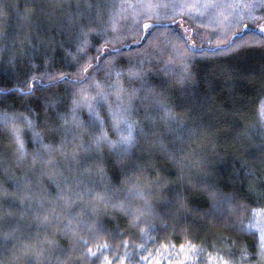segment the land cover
Wrapping results in <instances>:
<instances>
[{
  "label": "snow or ice",
  "instance_id": "snow-or-ice-1",
  "mask_svg": "<svg viewBox=\"0 0 264 264\" xmlns=\"http://www.w3.org/2000/svg\"><path fill=\"white\" fill-rule=\"evenodd\" d=\"M36 7L48 25L37 24L25 37L27 46L4 58L8 64L27 58L29 67L12 87H0V137L8 142L13 163L27 169L8 177L13 195L23 192L38 223L69 241L64 249L56 239L46 240L59 252L55 264H152L153 253L156 264H177L178 257V264H264V206H257L264 202V160L237 161L233 182L247 183L257 197L242 201L223 191L215 171L204 159L193 160L185 145L208 123L207 92L188 91L193 61L242 47L264 48V0L98 2L85 10L77 6L63 20L54 19L46 4ZM186 19L212 31L204 35L185 26ZM49 31L73 34L68 47L57 45L59 63L70 71L50 70L55 57L48 55L54 42ZM218 70L247 78V69ZM174 76L182 98L171 94ZM8 96H15L13 103ZM17 102L24 112L16 110ZM177 108L191 112V122L178 116ZM258 114L264 128V96ZM258 150L264 151V144ZM154 154L176 167L177 179L160 174ZM110 167L118 170V181ZM29 172L46 178L54 191L41 188L40 180L34 183ZM189 188L201 192L207 207L189 199ZM116 216L127 219L136 238L105 227L104 217ZM212 223L235 236L221 234L211 244L216 255L201 261L205 242L188 237ZM161 230L167 243L158 244L159 237L150 234ZM169 230L184 238L178 248L168 239ZM101 234L108 239L100 241ZM34 255H43V249Z\"/></svg>",
  "mask_w": 264,
  "mask_h": 264
},
{
  "label": "trees",
  "instance_id": "trees-1",
  "mask_svg": "<svg viewBox=\"0 0 264 264\" xmlns=\"http://www.w3.org/2000/svg\"><path fill=\"white\" fill-rule=\"evenodd\" d=\"M98 2L108 5L119 4L121 0H0V87H12L16 83V77L23 79V73L29 67L26 62L27 58L19 60L15 64H8L4 58L7 55H18L23 47L27 46L25 37L29 32L35 31L37 24L48 25V20L40 14L36 5L42 3L48 5L46 11L54 19L63 20L66 16L74 15L77 6L81 10H85L89 4L95 5ZM226 2H232V0H226ZM101 11L106 14L109 9L103 8ZM93 12L95 14V9ZM26 13L31 14L30 20ZM185 26H191L194 30L199 29L198 23L189 24L187 19ZM172 28L174 31H180L175 25ZM199 30L204 35H208L212 31L211 28ZM71 35L73 34L62 36L59 32L53 33L52 31L47 33L48 37L54 38L52 48L48 50V55L55 57V63L50 70L70 71L59 63L62 52L57 45L63 43L64 47H68ZM197 44H199V40H197ZM205 46L209 45H206L205 42ZM90 54H94V49ZM262 65H264V48L259 47H242L216 56L198 57L191 65L192 81L188 85L189 92L201 94L207 92L210 99L207 101L206 108L208 123L205 130L199 135L185 141L187 154L191 155L193 160L196 157L204 159L215 171V179L220 183L223 191L235 192L242 201L244 199L255 201L257 197L248 191L247 183L233 182L234 169L240 167L237 161L244 159L248 163L254 164L257 160H264V151L258 150L259 146L264 144V128L260 124L258 114L259 101L264 96ZM227 67L247 69L248 71L245 73L247 78H241L239 75H225L218 70ZM180 87L179 84H176L174 76L169 84L174 98H182ZM168 94L165 93V95ZM6 100L11 104L14 102L15 96H8ZM16 110L18 112L25 111L20 107V102L16 103ZM176 112L186 122H191L192 113L187 109L177 108ZM28 147L31 150V146L28 145ZM249 152L254 154L256 160L248 155ZM56 159L63 164L61 157L57 156ZM13 160L14 157L9 150L8 142L0 137V260H3L4 264H27L26 257H29L33 264H55V258L59 252L48 247L46 240L54 238L58 246L64 249L68 248L69 241L60 236L53 237L51 235L54 230L52 227H45L38 223L37 214L34 210H29L28 200L23 192L13 195L15 189L8 183V177L18 178L24 171H27L24 166L14 164ZM153 162L166 180L177 179V169L170 161L154 154ZM193 172H196L195 168ZM28 174L34 183L37 180L42 181L41 188L54 191V186L50 185L46 178L40 177L39 173L33 175L29 172ZM109 175L115 177L117 181L120 178L118 170L114 171L111 167ZM186 187V183L180 185L181 190ZM4 189H7V195H5ZM187 195L194 204L198 203L207 207V202L200 191L189 188ZM22 200L23 202H21ZM257 206H264V202ZM104 220L107 229L124 230L127 235L136 238V230L129 228L126 218L122 216H116L114 219L104 217ZM150 234L159 237L158 244L168 242L164 238L163 230ZM221 234L235 236L234 233H225L222 228L212 223L201 226L198 232L194 231L193 235L188 238L195 244L204 241V246L207 249L206 254H208L214 251L211 244L213 241H218ZM167 235L177 248L184 241L182 236L173 234L170 230ZM195 236L199 238L196 239ZM106 239L108 237L104 234L99 236L100 241ZM247 239L251 238L247 237ZM136 243L140 244L142 241L137 238ZM148 247H153V245L149 244ZM42 249L43 255H34V253L41 252ZM76 256H79V252L73 254V258ZM157 259L159 258L153 253L152 262H156ZM163 263H169V261L159 260V264Z\"/></svg>",
  "mask_w": 264,
  "mask_h": 264
},
{
  "label": "rangeland",
  "instance_id": "rangeland-1",
  "mask_svg": "<svg viewBox=\"0 0 264 264\" xmlns=\"http://www.w3.org/2000/svg\"><path fill=\"white\" fill-rule=\"evenodd\" d=\"M180 31H182V29H180ZM258 113H259V106H258ZM208 254H211L212 256H215V255H216V253H215L214 251H211V252H209ZM208 254H206L205 257H201V258H200L201 261H203V260L206 258V256H207ZM179 259H182V257H178V258H176V260H177V264H178V260H179ZM152 264H156V262H152ZM163 264H169V263H163Z\"/></svg>",
  "mask_w": 264,
  "mask_h": 264
}]
</instances>
